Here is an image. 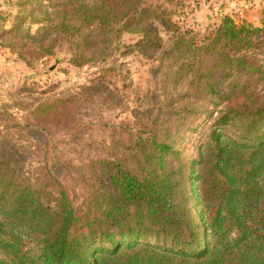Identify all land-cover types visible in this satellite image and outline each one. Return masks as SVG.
<instances>
[{
	"label": "trees",
	"instance_id": "obj_1",
	"mask_svg": "<svg viewBox=\"0 0 264 264\" xmlns=\"http://www.w3.org/2000/svg\"><path fill=\"white\" fill-rule=\"evenodd\" d=\"M52 1L21 6L32 2L36 13ZM163 1L172 8L151 0H62L42 30L51 44L75 47L76 65L96 62L122 33L136 32L139 54L191 74L193 95L186 96L211 105L187 109L200 111L187 126L202 136L196 155H183L169 134L159 140L149 132L146 166L137 173L100 160L108 196L89 214L50 169L37 184L24 178L23 150L0 144V264H264V63L257 58L264 27L223 15L196 40L174 16L184 1ZM24 15L9 32L20 35ZM21 47L40 54L26 42ZM116 72L98 68L77 94L39 103L32 111L38 119L14 126L51 134L71 122L79 100L113 96Z\"/></svg>",
	"mask_w": 264,
	"mask_h": 264
},
{
	"label": "rangeland",
	"instance_id": "obj_2",
	"mask_svg": "<svg viewBox=\"0 0 264 264\" xmlns=\"http://www.w3.org/2000/svg\"><path fill=\"white\" fill-rule=\"evenodd\" d=\"M21 1L0 0V144H15L23 150L24 178L37 184L44 169H50L75 206L98 214L100 202L108 196L101 184L100 160H119L137 173L146 166L143 145L149 132L159 140L169 134L182 146L183 155H196L202 136L187 126L198 123L200 111L187 109L197 105L210 109L211 105L186 96L193 95L191 74L179 75L174 66L139 54L132 48L139 38L136 32L122 33L110 51L100 50L96 62L76 65L72 62L75 47L63 41L51 44L46 38L50 34L42 30L53 23L52 4L62 0L46 2L36 13L31 9L34 3L21 6ZM151 1L172 8L163 0ZM181 1L182 10L179 6L174 16L196 40L223 15L237 24L264 27V0ZM22 13L20 35L9 32ZM162 36L167 37L164 32ZM22 42L40 54L23 49ZM257 51L259 62L264 63V35ZM102 67L117 70L111 78L113 96L79 100L71 109V122L52 126L48 135H31L28 129L14 126L38 119L32 111L39 103L77 94ZM257 88L260 91L262 84ZM45 142L51 147L45 149Z\"/></svg>",
	"mask_w": 264,
	"mask_h": 264
}]
</instances>
